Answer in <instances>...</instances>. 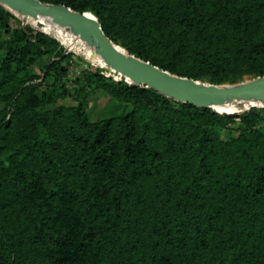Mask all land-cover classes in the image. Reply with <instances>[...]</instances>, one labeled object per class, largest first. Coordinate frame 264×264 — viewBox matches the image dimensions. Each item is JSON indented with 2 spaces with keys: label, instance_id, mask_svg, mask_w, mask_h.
Returning <instances> with one entry per match:
<instances>
[{
  "label": "trees",
  "instance_id": "16d2710c",
  "mask_svg": "<svg viewBox=\"0 0 264 264\" xmlns=\"http://www.w3.org/2000/svg\"><path fill=\"white\" fill-rule=\"evenodd\" d=\"M40 1L171 74L264 76V0ZM34 26L0 5V264H264V108L220 114L91 59L71 79ZM97 92L116 111L91 120Z\"/></svg>",
  "mask_w": 264,
  "mask_h": 264
},
{
  "label": "water",
  "instance_id": "95a60500",
  "mask_svg": "<svg viewBox=\"0 0 264 264\" xmlns=\"http://www.w3.org/2000/svg\"><path fill=\"white\" fill-rule=\"evenodd\" d=\"M0 5L15 16L38 18L42 24L49 23L71 32L91 47L93 57H101L115 73L124 77L125 81L152 88L176 101L211 108L220 114L223 113L215 109L218 105L239 104L243 101L264 102V76L247 78L234 84H211L171 74L128 53L110 40L104 34L97 17L91 12L80 13L63 4L44 3L40 0H0Z\"/></svg>",
  "mask_w": 264,
  "mask_h": 264
},
{
  "label": "rangeland",
  "instance_id": "374dc122",
  "mask_svg": "<svg viewBox=\"0 0 264 264\" xmlns=\"http://www.w3.org/2000/svg\"><path fill=\"white\" fill-rule=\"evenodd\" d=\"M16 17L21 21V23H29L32 26H34L31 21H27L25 18L21 16H16ZM13 24L15 26L18 25L17 23H13ZM37 24H40V23H37ZM42 25L48 28V32L47 31L46 32L50 33L55 39H57L62 44V46L65 48L67 52H71L73 54V57H72L73 62L71 63L70 68H69V78L72 79L74 76H76L82 67H85L86 65H89V64L92 65L90 63L91 60L88 57L84 56L85 54L82 51L83 45H82V42L78 38H76L75 36L70 34V32H67L62 28L58 27L59 29L56 30L52 28V26L48 23H45V24L43 23ZM92 66L95 68H98L97 66H94V65ZM101 69L104 70V73L107 76H112L115 80L121 79V76L119 74L111 73L112 71L108 70L109 69L108 67H103V68L101 67ZM247 78L248 77H245L244 80ZM59 104L71 105L74 103L71 100L66 99L65 101H59ZM115 109L116 108L114 105L111 104L109 97L102 92L95 93L92 97V100L89 106L86 107V110L89 113L91 120H95L100 116H105L106 114H112L114 113V111H116ZM245 110L246 109H243L241 106H238L235 108V111L233 113H236V112L240 113V112H244Z\"/></svg>",
  "mask_w": 264,
  "mask_h": 264
},
{
  "label": "bare ground",
  "instance_id": "6f19581e",
  "mask_svg": "<svg viewBox=\"0 0 264 264\" xmlns=\"http://www.w3.org/2000/svg\"><path fill=\"white\" fill-rule=\"evenodd\" d=\"M25 19L31 21L33 24H35L37 26H43L41 24V21L38 18H25ZM37 23H40V24H37ZM51 26H52V28H54L56 30L59 29L58 27H55L54 25H51ZM70 34H72V33L70 32ZM73 36H75V35H73ZM75 37L78 38L82 42V45H83L82 51H83V53L85 54L86 57H88L91 60H94V61L98 62V64H101V66L104 65L105 67H108L112 72H114L112 67L110 65L106 64L101 57H93V51H92L91 47H88L86 45V43L84 41H82L78 36H75ZM84 46H86V47H84ZM238 106H241L243 109L248 110L252 106H257V107L263 106L264 107V102L258 101L256 103H252V102H249V101H243L242 103H239V104H232V105H225V106L218 105V106L215 107V109L217 111L223 113V114H231V113H233L235 111V108L238 107ZM236 113H238V112H236Z\"/></svg>",
  "mask_w": 264,
  "mask_h": 264
}]
</instances>
